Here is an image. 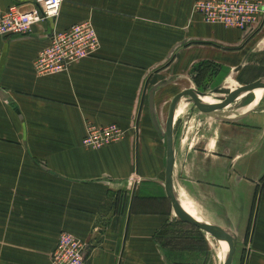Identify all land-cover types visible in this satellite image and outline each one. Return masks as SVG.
<instances>
[{
  "label": "crops",
  "instance_id": "1",
  "mask_svg": "<svg viewBox=\"0 0 264 264\" xmlns=\"http://www.w3.org/2000/svg\"><path fill=\"white\" fill-rule=\"evenodd\" d=\"M32 1L0 0V13ZM195 1L62 0L30 32L0 36V264H50L61 231L88 243L84 264H171L152 241L172 209L159 109L193 88L195 73L236 71L264 47V18L247 34L204 22ZM82 20L95 28L97 52L39 75L34 61L52 33ZM257 107L248 112L255 129L240 116L208 127L199 147L210 151L183 159L174 141V191L186 209L234 233L231 264H264V94ZM85 121L126 134L86 149ZM183 162L201 183L181 177Z\"/></svg>",
  "mask_w": 264,
  "mask_h": 264
},
{
  "label": "built area",
  "instance_id": "2",
  "mask_svg": "<svg viewBox=\"0 0 264 264\" xmlns=\"http://www.w3.org/2000/svg\"><path fill=\"white\" fill-rule=\"evenodd\" d=\"M62 0H33L30 8L11 5L0 13V36L23 35L34 24L55 17ZM192 11L204 22L253 31L264 18V0H196ZM100 47L97 33L90 20L71 24L54 31L49 43L39 52L34 67L39 75L64 71L72 63L93 55ZM126 130L115 123L105 125L85 121L81 144L98 149L121 139ZM85 240L61 231L50 255V264H84Z\"/></svg>",
  "mask_w": 264,
  "mask_h": 264
},
{
  "label": "rangeland",
  "instance_id": "3",
  "mask_svg": "<svg viewBox=\"0 0 264 264\" xmlns=\"http://www.w3.org/2000/svg\"><path fill=\"white\" fill-rule=\"evenodd\" d=\"M257 29L258 27H256L251 32H247V34L256 32ZM251 51L252 52H250L249 55H247L245 59L238 65L239 69L236 71L234 69H226L220 72L217 71V69H215L213 66L211 72L198 74L195 73V75L192 77L193 79L190 83L192 87L201 92H206L212 97H210L207 101L203 96L205 102L210 107L214 108V106L211 105L212 103H222L230 93H234L239 87L252 83L260 77H264V47H262V50H260L258 46H255V50ZM247 94H245V97H243L244 95L240 96L235 101L227 104L226 107H224V110H238L248 105L249 102L255 99V94ZM168 104L169 103L167 101L165 104H163V106H161L158 112L160 122L163 125L168 112ZM253 113L256 114V110L252 112V114ZM250 114L246 113L241 115L237 121L243 123L241 125H254L255 129V119L252 118V115ZM216 116L221 118L220 115ZM216 121L218 122L219 120L215 119L210 112L203 113L189 96H185L181 99L176 111L174 141L176 151H180L179 153H181V157H183V159L184 152L187 156H189L191 155L192 151H210L208 148L204 149V146L199 147V145H203V142L207 140L204 134L209 129L208 127H211ZM124 136L112 143L120 142ZM220 145L221 148H223L224 142L219 144V148ZM185 163L183 162L181 164V177L194 183H201L200 180L197 179L199 178L197 173L195 171L193 172V167H188L189 163ZM189 171L192 172V175L189 174L188 176ZM197 185H199L200 190L203 191L211 190V192L217 193V190L220 189L216 184L211 188H205L203 187V184ZM118 206L119 205L117 204V209ZM134 207L136 208L140 206L133 204V208ZM145 207L153 209L159 208V205H155L153 203L147 204ZM168 219L171 222V225L166 226L163 230H159L157 232L159 234L153 235L152 237V241L159 245V248L167 261H171V264L223 263V246L216 239L210 235L207 236L204 230L199 228L197 225L187 223L180 219L175 214L173 209H171V216H169ZM85 245L84 261L85 255L88 251V243H85Z\"/></svg>",
  "mask_w": 264,
  "mask_h": 264
},
{
  "label": "water",
  "instance_id": "4",
  "mask_svg": "<svg viewBox=\"0 0 264 264\" xmlns=\"http://www.w3.org/2000/svg\"><path fill=\"white\" fill-rule=\"evenodd\" d=\"M261 84H264V77H260L252 83L239 87L234 93L232 94L230 93L231 95L229 94L228 97H226L222 103L215 102L212 103L211 105L216 108H221L223 106H226L230 102L235 101L240 96H243L251 92L254 88H256ZM185 95L189 96L193 100V102L196 103L197 107H198L199 97L209 96V94L206 92H201L195 88H188L175 94L170 102L166 117V123H165V136H166V164H165V180H164L165 192L168 199L170 200L173 211L180 219H182L187 223L197 225L202 230H205L209 234H211L214 238L225 239L228 242L229 244L228 250L222 264H231L232 255L235 249V242H236V237L234 233L227 228L205 221L198 215H195L196 216L195 217L190 213H188L179 204V201L176 197L173 188L172 166H173V151H174V130H173L174 112L177 102L180 100L181 97Z\"/></svg>",
  "mask_w": 264,
  "mask_h": 264
},
{
  "label": "bare ground",
  "instance_id": "5",
  "mask_svg": "<svg viewBox=\"0 0 264 264\" xmlns=\"http://www.w3.org/2000/svg\"><path fill=\"white\" fill-rule=\"evenodd\" d=\"M263 92H264V84H261L259 86H257L256 88H254L251 92L249 93H254L255 94V99L248 105L238 109V110H224V107L226 106H223L221 108H212L210 107L206 102H205V99L203 96L199 97L198 99V108L203 112V113H211V115H213V117L217 120H222L221 118H218L216 115H220L221 117H224L225 119H232V118H236L238 116H241L245 113H252L254 112L258 107V103L261 102V97L263 95ZM248 93V94H249ZM247 94V95H248ZM187 96V95H185ZM185 96L181 97L180 100L177 102L176 104V107H175V112H174V120H175V114H176V110H177V107L181 101L182 98H184ZM246 96V95H244ZM206 100L208 101L209 100V96H205ZM204 109V110H203ZM207 109V110H205ZM218 113V114H216ZM238 113V115H237ZM236 114V115H235ZM173 182H174V172H173ZM174 187H175V184H174ZM175 189V188H174ZM176 193V191H175ZM176 197H177V193H176ZM178 199V197H177ZM179 201V204L183 207V209H185L188 213H190L191 215L195 216L196 214L194 212H191L190 210L186 209L180 202V200L178 199ZM198 215V214H197ZM196 217V216H195ZM210 222V221H209ZM216 225V224H215ZM205 231V230H204ZM208 235H210L211 237H213L211 234H209L207 231H205ZM214 238V237H213ZM216 239L220 244H222L223 246V255H224V258H225V255L227 253V250H228V242L225 240V239H217V238H214Z\"/></svg>",
  "mask_w": 264,
  "mask_h": 264
},
{
  "label": "flooded vegetation",
  "instance_id": "6",
  "mask_svg": "<svg viewBox=\"0 0 264 264\" xmlns=\"http://www.w3.org/2000/svg\"><path fill=\"white\" fill-rule=\"evenodd\" d=\"M210 97H211V96H209V98H210ZM211 98H212V97H211ZM252 101H253V100H252ZM252 101H251V102H252ZM251 102H249V104H250ZM195 104H196V103H195ZM196 106H197V105H196ZM214 108H215V107H214Z\"/></svg>",
  "mask_w": 264,
  "mask_h": 264
}]
</instances>
